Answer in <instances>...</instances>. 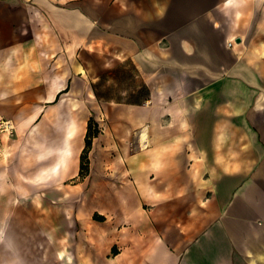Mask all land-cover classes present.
<instances>
[{
	"label": "crops",
	"instance_id": "crops-1",
	"mask_svg": "<svg viewBox=\"0 0 264 264\" xmlns=\"http://www.w3.org/2000/svg\"><path fill=\"white\" fill-rule=\"evenodd\" d=\"M40 1L60 42L81 62L91 51L76 71L92 76V96L103 70L115 84L130 71L133 86L115 87L122 99L94 96L97 110L74 117L69 137L71 127L40 130L34 173L10 155L0 187L6 175L46 191L78 178L92 116L108 246L86 242V264H264V0ZM89 197L81 219L96 239L100 202Z\"/></svg>",
	"mask_w": 264,
	"mask_h": 264
},
{
	"label": "rangeland",
	"instance_id": "rangeland-1",
	"mask_svg": "<svg viewBox=\"0 0 264 264\" xmlns=\"http://www.w3.org/2000/svg\"><path fill=\"white\" fill-rule=\"evenodd\" d=\"M6 1L12 2L13 7L12 10H0V92L5 109L0 118L10 119L14 128L9 134L0 133V142L4 143L0 151V173L8 170V156L11 155V162L17 170L31 168L30 173L33 174L32 169L37 164L32 159L42 153L36 138L40 130L57 133L63 126L69 128L70 121L77 115L84 118L94 114L97 109L90 105L94 96L122 99L123 93L115 87H122L126 82L127 86L133 84H129L130 71L124 74L123 70H118L119 82L115 84L114 76H107V70H103L99 79L98 75H94L97 79L92 96L91 91L85 89L86 85L89 88L92 76L76 71L81 69V65H92L91 51L81 62V56L70 43L60 42L58 32L51 26L40 0H33L34 4L32 0ZM97 62L95 58L93 64L97 66ZM58 115L65 116V122H59L55 117ZM44 116L53 119L48 121ZM94 123L99 134V124ZM92 141L93 138L90 147ZM90 147L83 158L82 174L47 191L43 187L22 186L17 177L6 175L3 179L0 217L5 219L2 226L5 227L8 218L13 215L30 217L37 231L43 232L50 241L54 240L44 264H86V242L108 246L105 239L107 224L104 221L107 175L102 168L105 158L99 148L89 158ZM91 194L99 197L100 202L98 211L93 212L99 236L96 239L94 232L84 228L81 219L90 211L88 200ZM102 196L103 201L100 199ZM2 236L0 234V248L7 249ZM94 253L97 254V251ZM4 256L7 254L2 250L0 259ZM36 257L39 258L38 253ZM37 258L32 260L34 264L39 263Z\"/></svg>",
	"mask_w": 264,
	"mask_h": 264
},
{
	"label": "bare ground",
	"instance_id": "bare-ground-1",
	"mask_svg": "<svg viewBox=\"0 0 264 264\" xmlns=\"http://www.w3.org/2000/svg\"><path fill=\"white\" fill-rule=\"evenodd\" d=\"M71 127L69 134L76 133L79 123L72 121L69 123ZM72 158V155L68 159ZM0 234H3L2 238L5 241L7 249L0 248V254L2 250L7 254L0 259V264H34L32 260L39 255L38 264H44L49 252L52 250L54 240L50 241L43 232L37 231L33 225L30 217L10 216L3 227L2 221L4 217H0ZM16 219V221H15ZM45 241V242H44Z\"/></svg>",
	"mask_w": 264,
	"mask_h": 264
},
{
	"label": "trees",
	"instance_id": "trees-1",
	"mask_svg": "<svg viewBox=\"0 0 264 264\" xmlns=\"http://www.w3.org/2000/svg\"><path fill=\"white\" fill-rule=\"evenodd\" d=\"M61 91H59L60 93ZM58 93V94H59ZM98 134V130L95 126V123L93 121V118H89L88 123H87V128H86V133L84 136V140H85V146L80 154V172L79 175L82 174V169H83V158L87 156V151L91 145V140L93 137H95Z\"/></svg>",
	"mask_w": 264,
	"mask_h": 264
},
{
	"label": "built area",
	"instance_id": "built-area-1",
	"mask_svg": "<svg viewBox=\"0 0 264 264\" xmlns=\"http://www.w3.org/2000/svg\"><path fill=\"white\" fill-rule=\"evenodd\" d=\"M14 128V125L12 121L8 118H0V133H8L12 132Z\"/></svg>",
	"mask_w": 264,
	"mask_h": 264
}]
</instances>
